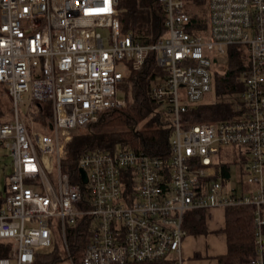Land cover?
<instances>
[{
    "label": "built area",
    "instance_id": "obj_1",
    "mask_svg": "<svg viewBox=\"0 0 264 264\" xmlns=\"http://www.w3.org/2000/svg\"><path fill=\"white\" fill-rule=\"evenodd\" d=\"M156 1L165 29L142 42L122 30L119 0H0V144L11 157L0 192V241L8 244L0 264H33L55 235L75 264L65 230L84 215L91 227L81 264H185L188 212L235 204L255 207L248 264H264V0H204L201 27L188 0ZM238 45L248 53L238 115L184 124L181 113L211 90V65ZM151 52L166 70L151 95L172 121L169 156L89 150L77 160L87 182L80 173L70 182L61 161L71 132L124 105L119 81ZM229 145L245 157L247 191L216 174L221 147Z\"/></svg>",
    "mask_w": 264,
    "mask_h": 264
},
{
    "label": "trees",
    "instance_id": "obj_2",
    "mask_svg": "<svg viewBox=\"0 0 264 264\" xmlns=\"http://www.w3.org/2000/svg\"><path fill=\"white\" fill-rule=\"evenodd\" d=\"M192 4H202L204 0H188ZM121 11L119 20L122 30L134 29V35L140 36L142 42L156 39L163 31L164 13L156 0H119ZM151 12V19L149 17ZM147 21V28L136 26L138 18ZM198 27L204 26L203 18L198 17ZM151 25V27H150ZM150 27V28H149ZM227 63L223 70L212 75L216 100L189 105L181 113L184 124L194 122L226 121L234 119L239 111L236 109L238 94L243 89L242 69L246 65L245 48L230 46L226 50ZM143 64L137 69H130L118 83L123 92L124 105L104 110L96 122L89 124L84 132H75L66 144V155L61 161V171L66 173L70 182H79L78 158L85 152L94 149L113 151L118 148H132L152 156L168 157L170 154V137L173 125L168 108L164 107L151 95L152 86L161 83L166 70L157 64L154 53H149ZM224 155V154H223ZM231 157V156H230ZM223 159L216 165V174L221 183L226 184L232 164H237L242 176L243 156ZM240 185L237 189L247 191ZM82 199H87L86 186L81 185ZM82 201V202H83ZM87 202V200H86ZM254 205L235 204L224 209V228L226 252L218 255V264H248L255 255L254 245ZM264 216V206L261 210ZM205 211L192 210L184 221L188 233L206 231ZM91 217L78 216L74 224L66 226V238L70 254L75 264L82 263L83 251L90 238ZM264 233V225H263ZM7 245L0 241V256L7 255ZM63 260L56 248L49 251H37L33 264H59ZM124 264H169L167 260L126 262Z\"/></svg>",
    "mask_w": 264,
    "mask_h": 264
},
{
    "label": "crops",
    "instance_id": "obj_3",
    "mask_svg": "<svg viewBox=\"0 0 264 264\" xmlns=\"http://www.w3.org/2000/svg\"><path fill=\"white\" fill-rule=\"evenodd\" d=\"M245 52L247 55L246 50ZM242 157L240 156L239 160ZM231 159L233 160L234 158ZM236 165L235 163L232 164L228 181L234 177L236 186L240 187V185H243L244 189H248L249 185L244 182L246 170H243L241 176ZM228 181L225 183H229ZM224 210L221 207L210 209L207 211L205 219L206 231L203 233H188L186 235L182 243L185 264H218L216 257L226 252L225 234L222 231L224 228Z\"/></svg>",
    "mask_w": 264,
    "mask_h": 264
},
{
    "label": "rangeland",
    "instance_id": "obj_4",
    "mask_svg": "<svg viewBox=\"0 0 264 264\" xmlns=\"http://www.w3.org/2000/svg\"><path fill=\"white\" fill-rule=\"evenodd\" d=\"M188 6H189V8H190V10L192 12L197 14L196 16L199 17L200 20H201V17H202L203 21H205V14H206L205 13V3L195 4L194 6L191 3H189ZM148 16L149 17H147V18L151 19V12L150 11H149V15ZM136 26H140V28L141 27L142 28H147V26H149V25H147V21H145V20H143V19H141L139 17L138 18V23H137ZM150 27H151V25H150ZM129 29L132 30V31L134 30L132 28H129ZM226 63H227L226 58L219 56V59H217V61L211 65V69H210L211 70V74L214 75L215 71L219 72L220 70H223L225 65H226ZM179 90L181 92H183L184 91V87H180ZM117 96H118V98L123 99V92L121 90L120 91L118 90L117 91ZM215 98H216V96H215L214 86L212 85L211 90L204 95V97L202 99V102H206V103L213 102V101L216 100ZM1 106H2V108L5 111H8L11 105H10V102L7 100V98H4V101L1 102ZM86 129H87L86 127H81V128H77V129L73 130L71 132L70 140H71V138H72V136H73V134L75 132L81 133V132H84ZM7 149H8L7 147H5V146L0 144V192H2V187H3V184H4L5 180H6V177L11 171V157L9 155V150H7ZM234 149H235L234 146H230V145L229 146H222L221 147V153L219 154V157L223 158V159H227V158L229 159L231 157L237 156L235 154V152H234ZM228 182H229V183H227L228 186H235L234 177H232V180H230ZM206 215H207V213H206ZM53 244L54 245L51 246V247L52 248L56 247L61 252L60 239L56 235H55V237L53 239ZM51 247H40L38 250L46 252V251L51 250ZM62 256H63V260H61L59 262V264H69L65 260V256L64 255H62Z\"/></svg>",
    "mask_w": 264,
    "mask_h": 264
},
{
    "label": "water",
    "instance_id": "obj_5",
    "mask_svg": "<svg viewBox=\"0 0 264 264\" xmlns=\"http://www.w3.org/2000/svg\"><path fill=\"white\" fill-rule=\"evenodd\" d=\"M79 173H80L79 175L81 177L82 182L86 183L87 182V176H86L85 171L82 168H80Z\"/></svg>",
    "mask_w": 264,
    "mask_h": 264
}]
</instances>
